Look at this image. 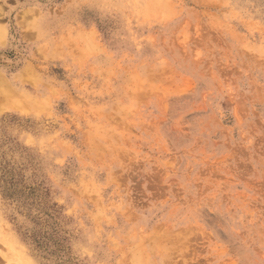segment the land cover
<instances>
[{
	"label": "rangeland",
	"instance_id": "1",
	"mask_svg": "<svg viewBox=\"0 0 264 264\" xmlns=\"http://www.w3.org/2000/svg\"><path fill=\"white\" fill-rule=\"evenodd\" d=\"M0 35V264H264V0H0Z\"/></svg>",
	"mask_w": 264,
	"mask_h": 264
},
{
	"label": "bare ground",
	"instance_id": "2",
	"mask_svg": "<svg viewBox=\"0 0 264 264\" xmlns=\"http://www.w3.org/2000/svg\"><path fill=\"white\" fill-rule=\"evenodd\" d=\"M2 26V25H1ZM2 39H3V37L0 35V43L2 42ZM3 80H5V79H3ZM3 80H1V78H0V104H5V102H4V100H7L11 105H12V107H15L16 105H15V100L13 99V97H12V93H11V91L9 90V86H7L8 84H5L4 83V81ZM9 87V88H8ZM16 108V107H15ZM17 109H19L18 107H17ZM30 110V109H29ZM20 111V110H19ZM158 242H160V241H158ZM15 246V245H14ZM157 246V245H156ZM159 248L161 247V246H158ZM158 248V249H159ZM9 257H10V254H9ZM13 257H11V259H12ZM15 260V259H14ZM27 260V259H26ZM23 261H24V263L25 264H31L28 260L27 261H25V259L23 258Z\"/></svg>",
	"mask_w": 264,
	"mask_h": 264
}]
</instances>
